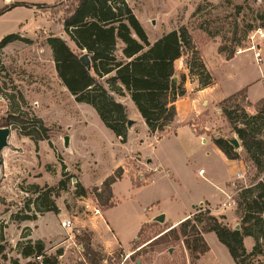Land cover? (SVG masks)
Masks as SVG:
<instances>
[{
  "label": "rangeland",
  "instance_id": "374dc122",
  "mask_svg": "<svg viewBox=\"0 0 264 264\" xmlns=\"http://www.w3.org/2000/svg\"><path fill=\"white\" fill-rule=\"evenodd\" d=\"M3 1L6 0H0V10L4 7ZM20 1L43 5L36 6L41 19L35 22L33 6L14 7L0 15V41L8 34L25 30L32 35L27 37L32 42L15 41L0 51V123L21 108L29 114L28 121L37 118L44 121L50 129V139L36 143L16 125L9 126L12 131L9 144L0 154V226L4 227L3 245L8 259L27 261L18 254L17 245L22 235L36 229V235L46 240L48 256L59 251L66 253L63 258L59 257L58 264H190V255L182 241L151 243L169 224L143 223L160 215H165L168 222L176 221L188 210L191 215L196 213L199 207L210 209L216 216L228 215L225 221L229 226L241 227L243 209L239 206V194L261 181L264 172L259 173L250 162L246 176L228 180L238 167L233 171L228 167L211 137L232 139L238 136L222 115L220 103L213 100L218 98L219 86L226 92L235 85L236 82L227 81L226 75L239 73L252 83L250 100L255 104L251 106L242 96L228 104L233 107L238 104L250 114L257 112L258 105L263 107L264 79L259 81V78L264 67V38L259 31L264 32V0H126L151 42L164 33L187 26L215 76L217 89L206 98L208 103L202 105L203 111L192 113L190 122L185 125L175 123V131L160 141L141 138L146 134L145 128L125 103L129 118L135 121L125 143L106 127L91 106L78 103L57 76L52 50L46 41L51 35L60 36L76 50L62 26L72 0H7V5ZM237 6H243L241 12H237ZM238 39H241L240 44ZM220 45L234 48L236 54H244L231 66L220 64ZM252 46L261 48L259 63L254 50L250 49ZM117 54L121 55L120 51ZM185 58L176 62L178 72H182ZM197 129H205L206 136L198 137ZM262 134L264 136V126ZM66 136H70V147L65 146ZM140 145L142 152L138 150ZM238 152L241 151L238 149ZM241 153L244 155V150ZM120 161H124L120 166L123 179L115 187L120 202L112 210L109 221H115L114 229L127 248L116 246L114 250L105 251L98 239L93 241L86 221L93 216L94 206L103 208L93 191L96 178L103 177ZM156 165L163 171L148 170ZM201 168L207 169L204 176L197 175ZM169 171L171 174L167 173ZM138 173H145L146 180L136 179ZM226 180L227 193H218V186H224ZM34 184L58 192L59 196L54 199L63 211L38 213L37 220L17 222L12 214H30L28 205L37 197L32 193ZM80 185L86 188V196L79 195ZM219 195L225 199L223 204L213 206L206 200L199 204L203 198L218 202ZM219 206L226 210L220 212ZM64 219L72 220V228L62 226ZM100 233L102 238H110L104 226H100ZM86 235H91V245L96 251L93 256H87L84 250ZM207 242L210 251L198 264H233L216 234L209 235ZM4 262L6 260L0 256V263ZM246 264H264V256L247 260Z\"/></svg>",
  "mask_w": 264,
  "mask_h": 264
},
{
  "label": "trees",
  "instance_id": "16d2710c",
  "mask_svg": "<svg viewBox=\"0 0 264 264\" xmlns=\"http://www.w3.org/2000/svg\"><path fill=\"white\" fill-rule=\"evenodd\" d=\"M18 6H37L15 2L0 10V15ZM243 6H237L241 12ZM63 30L75 44L72 49L67 40L60 36H49L50 46L59 79L78 103L90 105L99 115L102 122L122 142L128 136V109L117 100L116 96H130L136 108L148 126L149 132L162 137L170 131L178 111L176 102L187 95L188 79L197 80L200 89L215 83V77L208 69L204 58L197 48L188 27L164 33L151 42L148 34L133 9L126 0H72L62 20ZM15 41L32 42L20 33L6 35L0 41V51ZM240 44L241 39H238ZM122 43V53L117 54L118 44ZM219 53L227 60L236 55V50L227 45H220ZM87 53L91 67L84 65L80 57ZM183 60L187 73L178 72L176 61ZM239 96L247 98L242 89L220 102L222 115L229 122L244 150L243 160L252 162L259 173L264 172V105L257 106V112L250 114L240 105H229L236 102ZM261 102V101H259ZM258 102V103H259ZM29 114L19 108L17 113L9 114L0 123L1 127L16 125L23 135L36 143L50 139V129L41 118L30 119ZM214 144L228 159H241L238 149L223 136L213 137ZM123 169L118 167L109 175L100 187L93 191L98 203L103 208L112 207V185L122 178ZM65 187V183H61ZM62 187V188H64ZM32 193L37 197L30 201L28 213L12 214L17 222L34 221L38 213L59 212L54 197L59 196L52 188L32 185ZM79 195L86 196V188L79 186ZM242 207V224L234 229L226 223L225 215H214L210 209L197 208L196 213L188 216L177 226H168L157 235L151 243L170 244L182 241L191 261L198 264L202 255L210 251L204 234L214 232L218 240L226 246L234 263L246 264L247 260L264 256V178L256 185L244 188L239 194ZM34 206V208L31 207ZM142 230L139 231V234ZM31 232L22 235L18 242V254L26 259L9 258L3 245L6 238L4 227L0 226V256L11 264H58L63 251L54 256L46 254L45 242L30 238ZM254 238L251 251L246 249L245 237ZM86 255H95L91 245V235H86L83 245ZM40 257V259H39Z\"/></svg>",
  "mask_w": 264,
  "mask_h": 264
},
{
  "label": "crops",
  "instance_id": "0c3cea01",
  "mask_svg": "<svg viewBox=\"0 0 264 264\" xmlns=\"http://www.w3.org/2000/svg\"><path fill=\"white\" fill-rule=\"evenodd\" d=\"M20 2H25V3H36V2H27V1H20ZM4 3V7L7 6V0L6 1H3ZM3 7V8H4ZM2 8V9H3ZM33 10H34V20L35 22H38L39 19H41V15L39 13V9H37L36 6H33ZM8 11H6L5 13H7ZM20 34L22 36H26V37H30L32 36L31 34H28V32L25 30L24 32H20ZM154 42V41H152ZM119 44H122V43H119ZM119 44H118V48H119ZM123 47V45H122ZM122 47H120L118 49V51H120V53H122ZM251 51V50H249ZM242 54L244 53H237L232 59L230 60H227L225 55L223 53H219L218 51V62L220 64H224V65H227V66H231L233 64V62H235ZM205 59V58H204ZM178 61V60H177ZM176 61V62H177ZM206 65L209 69V64L207 63L206 61ZM183 69H182V72H185L187 73V69L185 68V65L183 63ZM232 69V68H231ZM211 71V69H209ZM57 72V71H56ZM212 72V71H211ZM264 67L261 68V72H260V78H259V81L260 80H263L264 77ZM58 76V74H57ZM215 77V76H214ZM59 78V77H58ZM226 79L227 81L231 82H236L235 85L232 86V88H230L228 91L224 92L223 91V88H221V86L218 87V98L216 100H213L214 103L216 104H219L222 100H224L225 98L229 97L230 95L242 90V89H245L246 90V95H247V100L248 102L251 104V106H253L255 103L251 102L250 100V89H251V86H252V83L249 82V81H246L245 78L243 76H240L239 73H228L226 75ZM219 84V83H218ZM186 86H187V95L184 96L183 98H180L178 99V101L176 102V105H177V111H178V114L174 120V122L172 123V126L170 128V131L166 132L164 135H162V137H159L157 134L156 135H153L149 132V129H148V126L146 125V123L144 122V119L142 118L141 114L139 113L138 109L136 108L134 102L132 101V99L130 98V96H116L117 100H119L120 102L122 103H126L130 108H132L134 114L137 116V121H141L144 128H145V131H146V134L144 136H142L141 138L144 139V140H154V141H160L166 134L170 133L171 131H175V123H178L179 125H185L187 123H189V117L192 113H194L195 111H203L204 108L202 107V105H205L208 103V100L206 99L207 97L211 96L213 93L216 92V89H217V85H216V80H215V83L207 88H204V89H200L199 88V84H198V81L197 80H191V79H188L187 83H186ZM231 87V86H229ZM264 96V95H263ZM119 97L121 99H119ZM262 99V98H261ZM258 102V101H257ZM125 104V105H126ZM88 105V104H87ZM90 106V105H89ZM217 112H218V115H220V110H219V107L217 108ZM97 113V112H96ZM128 115H129V112H128ZM135 122V121H134ZM134 125V124H133ZM133 127V126H132ZM131 127V128H132ZM129 131H130V129ZM205 129H197L196 132L198 134V137H203V136H206V132L204 131ZM11 136V135H10ZM217 136V135H216ZM214 136V137H216ZM233 136V135H232ZM70 137V136H69ZM209 137V136H208ZM225 138L228 139L227 136H224ZM119 140H121L119 137H117ZM204 139V142L207 141L206 138H203ZM212 141H213V138L211 137ZM128 142H130V138H128ZM143 143V142H142ZM141 143V144H142ZM214 143V142H213ZM143 145V144H142ZM215 145V144H214ZM69 147H70V142H69ZM215 147L217 148L218 152L221 153L223 155V157L225 158V161H226V164L228 165V167L230 169H233L236 167H238L237 171L235 174H232L233 176L228 179V180H232L234 177L235 179H239L241 178V176H246V174L248 173V168H250L249 164L247 162H245L243 160V155H242V151H243V147L241 146L239 148V150L241 152L240 155L242 156L241 159H228L226 157V155L215 145ZM141 145L138 147V150L140 152H142L141 150ZM152 160L148 159V162H150ZM123 162L124 161H120V162H117L115 167L112 168V170H110L108 173H106L103 177H100V178H96V182H95V185L96 186H101L103 181L109 176L111 175L118 167L122 166L123 165ZM250 163V162H249ZM158 166V165H156ZM152 167V166H150ZM254 167V166H253ZM153 168V167H152ZM162 168V167H161ZM200 170V169H199ZM168 171V170H166ZM206 173H207V169H206ZM205 173V174H206ZM169 174H171V172L169 171ZM198 176H202L199 174V171L197 173ZM123 178L119 179L118 181H116L113 185H112V190H113V201H114V204L112 207H108V208H99L100 209V214H96L94 212L93 216L90 217V219H88L86 221V226L87 228H89V230L92 232L93 234V241L95 239H98L99 241L97 242H100L101 245L103 246L104 250L105 251H109V250H114L116 246H119L120 248H127L125 246H123L122 242L120 241L115 229H114V225H115V221L114 222H110L109 219L111 220V212L113 209H115L118 205H119V202L120 200L117 198V195H116V191H115V187L116 185L122 180ZM207 179V178H206ZM225 181L224 183V186H218V193L220 194H223L224 192L227 193V181ZM235 185V184H234ZM209 201L210 203L213 204V206H216V203H224L225 199L223 200V198L219 195V199H218V202H213L211 200H209L208 198H203L199 201V204L203 201ZM95 208H97V206H94L93 210H95ZM220 208V212H223L224 210H226L224 208V206H219ZM62 209L59 208V211L61 212ZM228 210V209H227ZM63 211V210H62ZM190 211L191 210H188L185 215L183 217H181L179 220H176V221H171V222H168V221H164L165 224H169L170 226H177L181 221H183L185 218H187L188 216H190ZM214 211H217V209H214ZM222 214V213H221ZM226 217L228 215H225ZM157 218V217H156ZM155 218V219H156ZM155 219L151 220L150 222L148 223H143V224H150L152 223L153 221H155ZM227 219V218H226ZM112 223V224H111ZM142 224V225H143ZM141 225V226H142ZM100 226H104V228L106 229V231L108 232V234L110 235V238H102L101 237V233H100ZM140 226V228H141ZM140 230V229H139ZM36 229H31V236L30 238L33 239V240H38V239H41L45 242L46 244V240L45 238L42 236V235H36ZM139 232V231H138ZM212 233L214 232H209V233H206L204 234V237L205 239L207 240L208 239V236L211 235ZM138 234V233H137ZM215 234V233H214ZM137 238V236H136ZM135 238V239H136ZM218 239V238H217ZM218 242H220L218 240ZM221 243V242H220ZM244 243H245V246H246V249L249 251L250 249L252 250L254 244H255V241H254V238L248 236V237H245L244 239ZM219 244V243H218ZM222 244V243H221ZM223 245V244H222ZM224 246V245H223ZM226 247V246H225ZM227 249V248H226ZM228 250V249H227ZM229 252V251H228ZM65 253V252H63ZM66 254V253H65ZM65 254H62V258L65 256ZM230 254V253H229ZM60 256V257H61ZM205 256V255H204ZM204 256L202 255L200 260L202 261V259L204 258ZM231 256V255H230ZM234 263V261H233ZM3 264H11L10 261H6L4 262Z\"/></svg>",
  "mask_w": 264,
  "mask_h": 264
},
{
  "label": "water",
  "instance_id": "95a60500",
  "mask_svg": "<svg viewBox=\"0 0 264 264\" xmlns=\"http://www.w3.org/2000/svg\"><path fill=\"white\" fill-rule=\"evenodd\" d=\"M82 63L84 65H86L87 67H91V59L89 57V55L87 53L83 54L80 57ZM134 124V120L129 119L128 121V127L131 128ZM11 128L10 127H1L0 128V154L2 153V151L8 146L9 144V137L11 135ZM230 141L231 144H233L235 146L236 149H239L241 147V143L240 140L236 137L232 138V139H228ZM69 142H70V137L66 136L65 137V146L69 147ZM195 207V206H194ZM155 221L158 222H164L165 221V215H160L158 216ZM235 229H240V226L237 225L235 227ZM1 264V263H0Z\"/></svg>",
  "mask_w": 264,
  "mask_h": 264
},
{
  "label": "built area",
  "instance_id": "2783aa9c",
  "mask_svg": "<svg viewBox=\"0 0 264 264\" xmlns=\"http://www.w3.org/2000/svg\"><path fill=\"white\" fill-rule=\"evenodd\" d=\"M259 34H260V36H261L262 38H264V32L259 31ZM250 38L253 39L254 37L250 36ZM250 49H251V50H254V52H255V58H256L257 62H258V63L261 62V61H262L261 48L256 47V46H252ZM148 170H149L150 172H160V171H163V169H162L161 167H158V166H155V167H153V168H152V167H149ZM125 172H126V171H125ZM167 173H169V172H167ZM205 173H206V169H205V168H201V169L199 170V174H200V175L204 176ZM138 177H139V178H138ZM138 177H137L136 179H139L140 181H144V180H146L145 173H138ZM241 177H244V176H241ZM94 212H95L96 214L99 215V214H100V209L97 207V208H95ZM72 225H73V222H72V220H70V219H64V220L62 221V226H63L64 228H72ZM39 259H40V257H39Z\"/></svg>",
  "mask_w": 264,
  "mask_h": 264
}]
</instances>
